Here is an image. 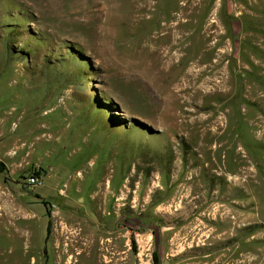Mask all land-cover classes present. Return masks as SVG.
<instances>
[{
	"label": "rangeland",
	"instance_id": "1",
	"mask_svg": "<svg viewBox=\"0 0 264 264\" xmlns=\"http://www.w3.org/2000/svg\"><path fill=\"white\" fill-rule=\"evenodd\" d=\"M7 152L0 264H264V0H0Z\"/></svg>",
	"mask_w": 264,
	"mask_h": 264
},
{
	"label": "bare ground",
	"instance_id": "2",
	"mask_svg": "<svg viewBox=\"0 0 264 264\" xmlns=\"http://www.w3.org/2000/svg\"><path fill=\"white\" fill-rule=\"evenodd\" d=\"M174 35V34H173ZM177 41V40H176ZM174 42V41H173ZM176 43V42H175ZM174 43V44H175ZM179 44V43H178ZM171 47V46H170ZM168 55V54H167ZM166 57V56H165ZM180 58H182V57H180ZM171 59H174V55H171ZM183 60V59H182ZM215 66V65H214ZM194 67L195 66H193V67H191L190 69H188V71H187V73L185 74V84H182V88H181V90H182V92H183V90L186 88V87H188L189 86V81H188V78L190 77L191 78V76L192 77H194ZM210 67V66H209ZM213 67V66H212ZM202 71H205V70H200L199 71V74H198V76L202 73ZM213 78V77H212ZM194 81V80H193ZM212 85V86H211ZM223 85V81H220L219 80V82H217L216 80H214V79H209V80H207L204 84H202L201 86H200V89H204V90H206L205 92H207L209 89H213V88H215V90L217 89V88H219V87H223L222 86ZM191 88V87H190ZM221 89V88H220ZM210 90V91H211ZM213 91V90H212ZM181 92V91H180ZM216 92H218V91H216ZM210 94V93H209ZM246 173V172H245ZM249 173H250V171H249ZM253 173V172H252ZM251 174V173H250ZM83 239V238H82ZM85 241V240H84ZM81 243V242H80ZM79 243V244H80ZM90 245H91V243H89V241H88V243H86V245H84V249H90ZM94 245H95V243H94ZM93 245V246H94ZM92 246V245H91ZM94 248V247H93ZM92 249V248H91ZM84 252V251H83ZM71 260V261H70ZM108 260V259H107ZM104 261V260H103ZM109 262L110 261H108L107 262V264H109ZM67 264H74V258L72 257V258H70L69 259V262L67 263Z\"/></svg>",
	"mask_w": 264,
	"mask_h": 264
},
{
	"label": "crops",
	"instance_id": "3",
	"mask_svg": "<svg viewBox=\"0 0 264 264\" xmlns=\"http://www.w3.org/2000/svg\"><path fill=\"white\" fill-rule=\"evenodd\" d=\"M6 159H3V160H1L2 158H0V163H2V166L4 167V169H3V172H0V178L3 176V177H7L8 178V176L10 175L11 177L13 176H15L18 172H16V169H13V170H11V168L10 167H13L12 165V161H13V158L10 156V153L9 152H7V154H6ZM4 193H5V191H4Z\"/></svg>",
	"mask_w": 264,
	"mask_h": 264
},
{
	"label": "built area",
	"instance_id": "4",
	"mask_svg": "<svg viewBox=\"0 0 264 264\" xmlns=\"http://www.w3.org/2000/svg\"><path fill=\"white\" fill-rule=\"evenodd\" d=\"M26 184L32 187H41L44 185V180L36 173H32L27 177Z\"/></svg>",
	"mask_w": 264,
	"mask_h": 264
},
{
	"label": "trees",
	"instance_id": "5",
	"mask_svg": "<svg viewBox=\"0 0 264 264\" xmlns=\"http://www.w3.org/2000/svg\"><path fill=\"white\" fill-rule=\"evenodd\" d=\"M36 175H39L38 172L36 173Z\"/></svg>",
	"mask_w": 264,
	"mask_h": 264
}]
</instances>
